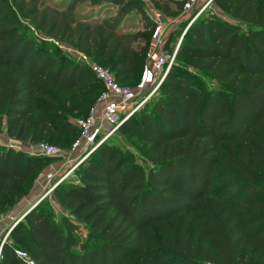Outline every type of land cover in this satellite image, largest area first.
<instances>
[{"label":"trees","instance_id":"1","mask_svg":"<svg viewBox=\"0 0 264 264\" xmlns=\"http://www.w3.org/2000/svg\"><path fill=\"white\" fill-rule=\"evenodd\" d=\"M89 1H109L121 17L140 13L153 29L141 0ZM180 1L153 0L167 14L183 8ZM215 2L235 22L197 19L178 50L183 61L120 126L144 143L149 164L105 140L79 180L55 189L86 225V237L41 201L13 229L17 237L2 246L0 264H27L17 249L36 264H264V0ZM49 37L133 85L151 42L108 21H77L42 0H0V134L31 144L75 140L73 116L104 89ZM189 66L213 74L217 86L207 87ZM48 157L0 145V207L23 193Z\"/></svg>","mask_w":264,"mask_h":264},{"label":"rangeland","instance_id":"2","mask_svg":"<svg viewBox=\"0 0 264 264\" xmlns=\"http://www.w3.org/2000/svg\"><path fill=\"white\" fill-rule=\"evenodd\" d=\"M46 7L52 11L58 13H68L70 16L75 18L77 21L91 22V23H103L105 21L114 24L117 29L125 36H139L148 35L151 38L153 29L147 30L145 19L142 18L143 15L136 13L135 11L125 15L118 16V8L114 6L111 2H103L98 6L92 5L89 0H42ZM178 1L179 0H173ZM189 0H181L180 2H186ZM144 10L147 12L149 7L146 1L141 0ZM151 7L159 9L166 16V34L167 40L165 47L168 50H174L178 47L179 43L182 41L183 36L188 31L189 27L199 18L208 16L210 14H216L223 19L232 20L225 12H223L215 0H200L196 2L191 10H186L183 8H176L173 6L172 12L170 14L165 13L161 8H158L153 0H151ZM150 7V8H151ZM235 22V20H232ZM50 41L54 42L55 45L60 47L64 53L69 55L78 61L77 49L75 46L69 43L58 42L56 39L49 37ZM58 42V43H57ZM183 57H178L176 55L175 63L178 61H183ZM107 66L105 63H103ZM189 69L197 72V78L200 82L206 84L207 87L217 86L214 79V75L211 73L198 72L193 66H189ZM135 81H130L128 84L133 85ZM223 85L224 88H229L226 83L218 84ZM161 86V85H160ZM160 87H158L152 97L159 94ZM93 96L90 103L84 108V111L75 114L74 118L82 117L88 115L89 109L93 101L97 98ZM137 116H135L136 118ZM136 122L138 120L136 119ZM138 125V124H137ZM112 145L120 147L124 154L131 156L137 163L146 167L149 163H146V158L144 155L143 146L144 143L135 135V132L131 129L119 128L115 134L109 138ZM74 138L69 137L64 139L63 142H53L55 144L61 145L62 147L71 146ZM0 145L6 146L8 148H13L18 151H23L30 154L33 144L24 141H18L13 138H9L5 133L0 134ZM92 153L84 159L81 164L76 169H69L71 166L69 164H64L61 158L48 157L49 159L43 164L37 171L32 175L29 183L24 187L23 193L18 196H9L3 206L0 207V252L2 246L6 242H11L15 240V234L12 233L13 229L20 222L21 219L25 218L26 214L34 208L41 201L49 206L53 212V216L56 221H61L63 219L71 220L77 227L76 232L79 237L85 238L87 235L86 225L77 220L75 216L72 215L71 211L66 209L63 204L58 200L55 189L57 185L61 182H71L79 180L80 172L84 163L90 159ZM43 156V155H42ZM73 163V162H72ZM50 172H55V176L52 182H48L47 175ZM67 172L70 174L66 178H61V176ZM29 200L32 204L26 210L21 212L16 208L17 204L22 201ZM21 218V219H20ZM26 223V220H23ZM16 242H18L16 240Z\"/></svg>","mask_w":264,"mask_h":264},{"label":"built area","instance_id":"3","mask_svg":"<svg viewBox=\"0 0 264 264\" xmlns=\"http://www.w3.org/2000/svg\"><path fill=\"white\" fill-rule=\"evenodd\" d=\"M143 1H146L149 7L153 32L139 81L135 85L120 83L107 67L87 53L76 49L78 60L89 66L103 83L104 89L91 106L87 116L72 119L73 124L79 129V136L74 140L71 148L66 149L42 141L33 144L34 148L30 154L61 158L64 164L71 166L69 169H76L96 148L112 137L130 116L144 106L163 83L175 63L178 47L172 51L165 47L166 16L159 9L149 6L152 5L151 0ZM198 1L200 0L186 1L184 9L191 10ZM69 174L70 172H67L61 178H66ZM54 176L55 172L47 175L49 183L53 181ZM16 253L27 264H36L27 252L17 249Z\"/></svg>","mask_w":264,"mask_h":264},{"label":"crops","instance_id":"4","mask_svg":"<svg viewBox=\"0 0 264 264\" xmlns=\"http://www.w3.org/2000/svg\"><path fill=\"white\" fill-rule=\"evenodd\" d=\"M114 5V4H113ZM115 6V5H114ZM117 7V6H116ZM118 8V7H117ZM147 17L149 18V20H151L150 19V17H149V10H147ZM142 18H144L145 19V17L144 16H142ZM152 21V20H151ZM149 21L147 20V23H148ZM145 23H146V19H145ZM153 23V22H152ZM31 202L29 201V200H25V201H22V202H20L19 204H17V206H16V208L18 209V210H21V212H23L24 210H26L29 206H31ZM21 219V218H20ZM23 220H25V218H23V219H21L20 220V222H23Z\"/></svg>","mask_w":264,"mask_h":264},{"label":"water","instance_id":"5","mask_svg":"<svg viewBox=\"0 0 264 264\" xmlns=\"http://www.w3.org/2000/svg\"><path fill=\"white\" fill-rule=\"evenodd\" d=\"M181 42H182V41H181ZM181 42L179 43L178 50H179V48H180ZM177 54H178V51H177Z\"/></svg>","mask_w":264,"mask_h":264}]
</instances>
